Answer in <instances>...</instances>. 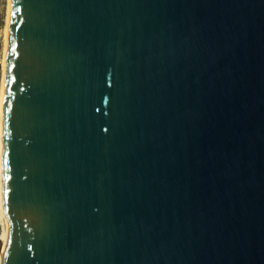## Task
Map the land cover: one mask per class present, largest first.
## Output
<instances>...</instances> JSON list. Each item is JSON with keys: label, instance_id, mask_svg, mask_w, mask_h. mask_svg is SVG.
Here are the masks:
<instances>
[{"label": "water", "instance_id": "1", "mask_svg": "<svg viewBox=\"0 0 264 264\" xmlns=\"http://www.w3.org/2000/svg\"><path fill=\"white\" fill-rule=\"evenodd\" d=\"M0 172V264H264V0H9Z\"/></svg>", "mask_w": 264, "mask_h": 264}, {"label": "rangeland", "instance_id": "2", "mask_svg": "<svg viewBox=\"0 0 264 264\" xmlns=\"http://www.w3.org/2000/svg\"><path fill=\"white\" fill-rule=\"evenodd\" d=\"M8 8L9 0H0V114H1V101H2V88H3V64L5 53L6 29L8 24ZM1 121V120H0ZM3 233V227L0 220V237Z\"/></svg>", "mask_w": 264, "mask_h": 264}, {"label": "bare ground", "instance_id": "3", "mask_svg": "<svg viewBox=\"0 0 264 264\" xmlns=\"http://www.w3.org/2000/svg\"><path fill=\"white\" fill-rule=\"evenodd\" d=\"M8 11H9V8H8ZM8 17H9V13H8ZM6 41H7V29H6ZM6 41H5V49H6ZM4 58H5V53H4ZM2 96H3V88H2L1 97ZM1 105H2V101H1ZM0 120H1V114H0ZM0 148H1V121H0ZM0 196H1V172H0ZM0 220H1V223H2V227H3V233H2V235L0 237L1 242H2V247H0V257H1L2 249H3V245H4V240H5V233H6L5 219H4V215H3V211H2V207H1V199H0Z\"/></svg>", "mask_w": 264, "mask_h": 264}, {"label": "snow or ice", "instance_id": "4", "mask_svg": "<svg viewBox=\"0 0 264 264\" xmlns=\"http://www.w3.org/2000/svg\"><path fill=\"white\" fill-rule=\"evenodd\" d=\"M12 47L14 48V44L12 45Z\"/></svg>", "mask_w": 264, "mask_h": 264}]
</instances>
